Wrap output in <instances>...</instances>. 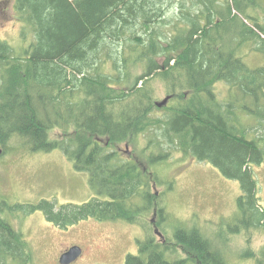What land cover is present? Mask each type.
<instances>
[{
  "label": "trees",
  "instance_id": "1",
  "mask_svg": "<svg viewBox=\"0 0 264 264\" xmlns=\"http://www.w3.org/2000/svg\"><path fill=\"white\" fill-rule=\"evenodd\" d=\"M8 1L24 46L0 39V148L17 140L34 153L60 150L87 174L92 197L9 205L0 195V264H33L7 218L16 212H40L62 229L88 219L143 229L152 209L165 223L177 153L239 183L230 234L264 230L251 169L264 161V22L256 16L264 0H183L171 16L178 0ZM248 53L263 64L249 67ZM153 81L172 97L161 108ZM218 81L228 86L223 100L212 90ZM53 130L62 136L51 139ZM141 137L147 171L118 149ZM162 236L138 240L124 264H227L196 230H178L175 244Z\"/></svg>",
  "mask_w": 264,
  "mask_h": 264
},
{
  "label": "rangeland",
  "instance_id": "2",
  "mask_svg": "<svg viewBox=\"0 0 264 264\" xmlns=\"http://www.w3.org/2000/svg\"><path fill=\"white\" fill-rule=\"evenodd\" d=\"M182 1L176 2L177 8L168 12L170 16L173 12L179 13ZM169 9L171 7L167 11ZM251 12L256 14L257 11ZM232 13L243 19L246 17L235 10ZM256 16L260 22H264L263 14L258 12ZM248 21L245 22L250 24ZM20 28L12 1L0 0V39L12 47L21 48L24 41L20 38ZM114 46L120 48L119 44ZM246 57L244 61L252 69L263 64L259 55L248 53ZM133 72L134 76H140L143 68L138 65ZM151 84L154 101H162L168 95L165 85L160 81ZM212 90L218 100H223L227 96L228 86L218 81L212 84ZM61 136L57 130L50 132L51 139ZM146 142L145 137H141L118 147L122 156L136 160L142 171L148 170L141 151L146 148ZM20 145L19 141L11 140L5 150L0 148V195L8 200L9 205L36 204L42 199L52 201L57 206L81 204L92 197L87 174L76 171L73 163L60 150L34 153L23 145L17 147ZM174 157L182 163L173 169L174 189L164 197L165 223L159 222L160 217L153 209L145 216L143 229L124 221L100 222L93 219L62 229L47 222L40 212H16L15 215L8 214L7 218L28 243L33 264H60V255L71 247H78L81 251L71 264H124L128 255L137 254L138 240H143L147 235L161 240L154 233L158 224L160 232L163 230L161 233L172 244H175L171 240L178 230L198 231L227 264H257V261L264 260V230L230 234V226L237 221L236 201L241 195L239 183L226 179L210 164L184 159L179 153ZM251 169L257 181V196L264 210V161ZM154 189L156 193L165 192L164 188Z\"/></svg>",
  "mask_w": 264,
  "mask_h": 264
},
{
  "label": "water",
  "instance_id": "3",
  "mask_svg": "<svg viewBox=\"0 0 264 264\" xmlns=\"http://www.w3.org/2000/svg\"><path fill=\"white\" fill-rule=\"evenodd\" d=\"M171 98H172L171 96H166L162 101L156 102V107L161 108L165 106ZM154 233L160 239L163 238L162 234L157 229L154 231ZM80 254H81L80 248L71 247L70 249H68L67 251L61 254V256L59 257V263L60 264H71L80 256Z\"/></svg>",
  "mask_w": 264,
  "mask_h": 264
},
{
  "label": "flooded vegetation",
  "instance_id": "4",
  "mask_svg": "<svg viewBox=\"0 0 264 264\" xmlns=\"http://www.w3.org/2000/svg\"><path fill=\"white\" fill-rule=\"evenodd\" d=\"M155 230H156V229H155ZM155 230H154V231H155ZM157 230H158V229H157ZM158 231H159V230H158ZM159 232H160V231H159ZM161 240H162V239H161ZM162 241H163V240H162Z\"/></svg>",
  "mask_w": 264,
  "mask_h": 264
}]
</instances>
